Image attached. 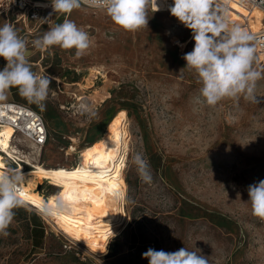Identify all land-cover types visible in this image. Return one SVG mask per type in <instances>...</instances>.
Masks as SVG:
<instances>
[{
	"label": "rangeland",
	"instance_id": "obj_1",
	"mask_svg": "<svg viewBox=\"0 0 264 264\" xmlns=\"http://www.w3.org/2000/svg\"><path fill=\"white\" fill-rule=\"evenodd\" d=\"M49 13L52 8L38 21L14 26L30 42L66 18L53 13L45 23L41 19ZM148 15L147 28L131 33L103 11L74 10L68 18L92 38L87 53L76 57L75 49L58 46L53 55L33 50V70L56 78L45 110L16 94V101L43 118L45 165L74 164L80 148L99 138L112 117L126 116L123 214L107 248L96 256L88 253L24 204L15 210L10 234L0 236V264H148L142 254L149 248L173 252L182 247L199 251L209 264H264V219L252 215L247 202L248 186L264 180V78L257 81L256 101L226 98L207 106L197 100L196 74L183 69V56L195 43L192 30L169 9L152 12L150 7ZM8 16L12 23L14 17ZM251 16V27L258 30L262 12L254 9ZM4 22L0 16V25ZM256 56L254 67L264 77V57ZM81 101L93 105L97 115H82ZM16 139L18 145L28 143L21 134ZM138 152L150 164L151 184L141 181L132 162ZM5 162L13 169L18 163L32 167L24 160ZM25 187L41 196L60 190L43 176ZM57 226L62 228L60 222Z\"/></svg>",
	"mask_w": 264,
	"mask_h": 264
},
{
	"label": "clouds",
	"instance_id": "obj_2",
	"mask_svg": "<svg viewBox=\"0 0 264 264\" xmlns=\"http://www.w3.org/2000/svg\"><path fill=\"white\" fill-rule=\"evenodd\" d=\"M14 2V0H11ZM229 0H223L226 5ZM53 15L66 18L50 24L42 35L32 39L22 37L10 22L0 25V58L6 62L0 69V101L7 98L10 89L16 88L19 95L41 111L50 93L55 77L33 70L30 54L33 50L53 55V47L63 50L75 49V56L87 53L92 38L84 28L71 20L74 10L88 8L103 11L117 26L126 32L135 33L147 28L149 9L159 11L156 0H50ZM185 27L192 30L194 47L184 54L183 69L194 72L200 84L198 101L215 107L228 98L238 103L241 98L256 101L257 81L262 72L254 67L257 61V45L254 37L239 25L230 23L226 9L220 0H173L169 9ZM47 23L50 18L41 19ZM31 45V47L29 46ZM82 115L95 117L97 112L90 103L81 101L77 109ZM141 181L153 182L148 160L141 153L132 158ZM26 182L21 169L0 170V236L7 237L14 221L15 210L23 207V190ZM248 201L252 215L264 219V180L248 186ZM148 264H209L199 251L182 247L173 252L149 248L142 254Z\"/></svg>",
	"mask_w": 264,
	"mask_h": 264
},
{
	"label": "bare ground",
	"instance_id": "obj_3",
	"mask_svg": "<svg viewBox=\"0 0 264 264\" xmlns=\"http://www.w3.org/2000/svg\"><path fill=\"white\" fill-rule=\"evenodd\" d=\"M125 121L124 114L112 117L102 135L81 147L76 162L69 166L43 164L40 158L43 146L28 140L24 143L21 139L18 145L15 129L9 124L0 127V170L11 168L5 162L7 158L24 160L32 166L23 169L18 163L16 168L25 175L26 182L21 185L25 204L42 214L50 227L77 241L94 256L107 248L110 237L121 224L127 148ZM37 176L56 182L60 187L58 193L41 196L27 190L25 185L37 180Z\"/></svg>",
	"mask_w": 264,
	"mask_h": 264
},
{
	"label": "built area",
	"instance_id": "obj_4",
	"mask_svg": "<svg viewBox=\"0 0 264 264\" xmlns=\"http://www.w3.org/2000/svg\"><path fill=\"white\" fill-rule=\"evenodd\" d=\"M220 3L226 9L230 23L239 25L246 29L254 39L257 45L258 56L264 57V27L253 30L251 27L254 9H258L263 14L264 22V0H229L224 5L223 0ZM42 4H47L44 6ZM158 8L162 10L169 9L173 0H156ZM233 5H238L244 9V12L238 10ZM51 8L50 3L42 0H0V14L12 15L14 20L38 21L46 9ZM232 14H236L237 18H232ZM50 18V17H49ZM4 124L11 125L17 134H21L28 141L36 146H43L47 139V130L41 114L28 104L9 100L0 101V127ZM102 262V261H101Z\"/></svg>",
	"mask_w": 264,
	"mask_h": 264
},
{
	"label": "crops",
	"instance_id": "obj_5",
	"mask_svg": "<svg viewBox=\"0 0 264 264\" xmlns=\"http://www.w3.org/2000/svg\"><path fill=\"white\" fill-rule=\"evenodd\" d=\"M0 16H2V17H4L5 18V21H9L10 20V18H9V16H7L6 14H0ZM12 19H13V17H12ZM11 22H12V24L13 25H22V28L24 27V24H25V22H23V21H19L18 22V20H11ZM4 67V64L2 63V64H0V69H2ZM18 93V90L16 89V88H12V89H10L9 91H8V93H7V98H6V100H4V101H9V100H17L16 99V94ZM23 103V102H22ZM26 104V103H25Z\"/></svg>",
	"mask_w": 264,
	"mask_h": 264
}]
</instances>
